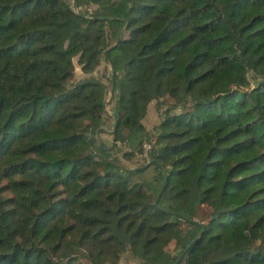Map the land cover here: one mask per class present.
<instances>
[{"label":"trees","instance_id":"1","mask_svg":"<svg viewBox=\"0 0 264 264\" xmlns=\"http://www.w3.org/2000/svg\"><path fill=\"white\" fill-rule=\"evenodd\" d=\"M74 2L96 7L0 0V264H172L199 233L178 264H264V0ZM118 30L113 139L144 142L151 100L182 106L132 166L87 145L101 81L70 82Z\"/></svg>","mask_w":264,"mask_h":264},{"label":"rangeland","instance_id":"2","mask_svg":"<svg viewBox=\"0 0 264 264\" xmlns=\"http://www.w3.org/2000/svg\"><path fill=\"white\" fill-rule=\"evenodd\" d=\"M67 1L70 2V5L72 6L73 9L79 10V11H88V13H91L92 11H94L96 7V5L94 4L83 5L81 7H75V4H74L75 2L73 3V0H67ZM106 36L110 43L108 46L112 45L115 42V40L113 42V36L111 35V33L106 32ZM104 50L105 48L102 49L100 53L101 54L100 59H99L100 61L98 62V64L95 67H93L91 71H88V72H85L83 70L82 68L83 65L78 62L77 56H74L73 57L74 70H73V75L70 78V82H74V81H77L79 79L86 78V77H95L101 81V83L103 84V92H104V97H105L104 102L106 101L104 105V111L102 113L103 121H102L101 126L108 130H111L114 127V122H115L114 115H113L114 104L112 101L114 89L111 91L112 68L108 60L105 58ZM259 75L260 73L255 72L253 70L249 72V77L252 82H255L256 80H258ZM160 105H161V109L167 108V107H173L176 110H180L182 107L181 105L174 106L175 105L174 100L170 96L163 97V99L159 102V105L156 102V100H151L147 104L146 113L142 119L143 124L146 129V133H145L144 142L140 146L131 147L130 145H128L127 142L115 141L113 139V136L111 135L112 132H105V131H102L99 134V137L97 138V143H99L101 139L106 144V147L107 146L109 147L111 145L115 147L114 151L117 153L119 159L124 164L132 166L136 163H142L145 160V158H147L148 156V150L150 148L149 139L151 135H153V137L155 136L156 126L162 119L160 108H158V106ZM96 130L92 134H96ZM87 145L89 147H92L91 145L88 144V142H87ZM85 148H86L85 144H80L78 150L84 151ZM167 249L172 253H176V249L174 247L173 242H170L167 245ZM81 255L82 254H79V257H81V260L83 259L84 261H86V259L83 258ZM119 262L120 264H138L139 260L133 255H131L129 250H125L120 255Z\"/></svg>","mask_w":264,"mask_h":264},{"label":"water","instance_id":"3","mask_svg":"<svg viewBox=\"0 0 264 264\" xmlns=\"http://www.w3.org/2000/svg\"><path fill=\"white\" fill-rule=\"evenodd\" d=\"M73 3H74V0H73ZM120 40V30H118V33H117V35H116V39H115V42L112 44V45H110V46H108L107 48H105V50H104V53H105V58L106 59H108V52H109V50L111 49V47H113L114 45H116L117 43H118V41ZM110 65H111V63H110ZM111 68H112V76H111V78H112V86H111V91L114 89V71H113V67H112V65H111ZM106 102V101H105ZM105 102H103V105H105ZM115 124H116V122H114V127L111 129V130H108V129H106V128H104V127H102V126H99L98 128H97V130H96V134H89L88 136H87V142H88V144L89 145H92V146H94V147H99V148H104V146H105V143H104V141H102L101 139H100V142L99 143H97V138L99 137V134L102 132V131H105V132H112L113 131V129L115 128ZM150 163H157V160L156 159H149V160H147V162L145 163V164H143V165H141V166H139V167H145V166H147L148 164H150ZM162 168V167H161ZM163 169V171L165 172V170H164V168H162ZM165 179H166V173H165ZM165 183H166V180H164V182H163V184H162V186H161V188H160V190H159V192H158V194H157V196H156V198H155V201H154V203H155V205H157L158 206V200H159V197H160V194L162 193V191H163V189H164V186H165ZM183 217H185L186 219H188V220H190V221H194V222H198L197 220H195V219H192V218H189V217H186V216H184V215H182ZM201 225L203 226V224L201 223ZM200 234V233H199ZM198 234V235H199ZM198 235L183 249V251L179 254V256L176 258V260L172 263V264H178V262L180 261V259L182 258V256L184 255V253L186 252V250L189 248V246L198 238Z\"/></svg>","mask_w":264,"mask_h":264}]
</instances>
